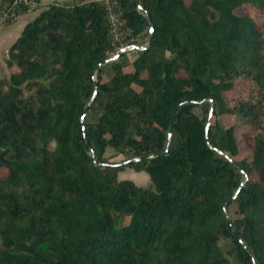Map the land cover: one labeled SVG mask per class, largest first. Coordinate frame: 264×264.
<instances>
[{
  "label": "trees",
  "instance_id": "obj_1",
  "mask_svg": "<svg viewBox=\"0 0 264 264\" xmlns=\"http://www.w3.org/2000/svg\"><path fill=\"white\" fill-rule=\"evenodd\" d=\"M119 1L128 44L152 23L132 60L98 66L101 3L55 0L0 63V264H229L225 237L264 264V0ZM210 108L237 119L207 139Z\"/></svg>",
  "mask_w": 264,
  "mask_h": 264
},
{
  "label": "rangeland",
  "instance_id": "obj_2",
  "mask_svg": "<svg viewBox=\"0 0 264 264\" xmlns=\"http://www.w3.org/2000/svg\"><path fill=\"white\" fill-rule=\"evenodd\" d=\"M4 1L8 2V0H4ZM27 1H28V4L25 5L23 9L21 7L23 6L22 4L24 3H21V2L17 3L14 7L16 15H17L16 19L19 17L18 21H24L25 19H27V17L34 16L42 7H45L49 2H52L55 0H27ZM12 21H9L8 24ZM146 39L147 37L143 36V37L136 39L134 42L136 44H144ZM137 53H138V49L131 48L125 51L123 54H121L119 60L120 62H126L129 60H132L137 55ZM111 55L113 54H110L109 56ZM123 69L130 70L132 69V67L130 65H125ZM2 72L8 75L9 68L7 66L4 67ZM105 72L107 76L112 73V68L110 67V65H107ZM194 111L199 115H205L204 111L199 106H195ZM96 114L97 112L92 110V111H89L88 116L90 119H94L96 117ZM207 119H208V116H207ZM236 119H237V116L235 114L213 113L210 117L209 126L212 128L213 132L218 134L222 131L224 127H226L228 124L232 123ZM121 147H122V150L119 152H117L115 148H111V147H108L105 150V152L107 154H112L113 160H123L131 155V151L123 143L121 144ZM249 155H251V152L246 151V152L238 153L235 157L240 158V157L249 156ZM0 172H3V170H0ZM118 177L133 179L136 183L140 185H146L149 180V175L146 171L144 170L139 171L132 167H126L125 169L119 171ZM219 245L225 251V254L229 260V264H241V262L237 258V255L234 251V240L232 239V237L221 238L219 240Z\"/></svg>",
  "mask_w": 264,
  "mask_h": 264
},
{
  "label": "built area",
  "instance_id": "obj_3",
  "mask_svg": "<svg viewBox=\"0 0 264 264\" xmlns=\"http://www.w3.org/2000/svg\"><path fill=\"white\" fill-rule=\"evenodd\" d=\"M21 1L12 0V2H5L0 0V26L7 25L9 21L16 19L17 15L14 7ZM96 1L101 3L105 9L113 44L110 54H114L128 45V41L132 38V29L126 24L127 20L119 0Z\"/></svg>",
  "mask_w": 264,
  "mask_h": 264
},
{
  "label": "water",
  "instance_id": "obj_4",
  "mask_svg": "<svg viewBox=\"0 0 264 264\" xmlns=\"http://www.w3.org/2000/svg\"><path fill=\"white\" fill-rule=\"evenodd\" d=\"M146 18H147L149 26H150L146 42L144 44H136V43L128 44V45L124 46L123 48H121L119 51H117L115 54H113V55L109 56L108 58H106L105 60H103V62L98 64V66H100L101 64H105L107 62H110V61H113V60L117 59L122 53H124L125 51H127V50H129L131 48H135V49H138V50L146 49L149 46V44H150V39H151V35H152V23H151V20H150L148 15H146ZM92 99H93V96L91 97L90 102L92 101ZM87 109H88V106H85L84 111H83V113L81 115V121H82V126H83V131L84 132H85V130H84V117H85V113L87 112ZM211 115H212V108H210V111H209V114H208V119L206 120V123H205V132H206V138L207 139H208L207 133H208V129H209V123H210ZM173 121H174V115H173V117L171 119L169 131H168V141H169V139L171 137V134H172V131H173ZM214 148H216V147H214ZM166 151H167V149H165L161 153L165 154ZM242 184H243V181L238 186L236 191L231 195V197L226 201L225 207L228 204V202L230 200H232L236 196V194H237V192L240 189Z\"/></svg>",
  "mask_w": 264,
  "mask_h": 264
},
{
  "label": "crops",
  "instance_id": "obj_5",
  "mask_svg": "<svg viewBox=\"0 0 264 264\" xmlns=\"http://www.w3.org/2000/svg\"><path fill=\"white\" fill-rule=\"evenodd\" d=\"M32 17L33 16L27 17V19H25L24 21H18V17L11 23L0 26V63L3 68L6 67L5 58L7 57L10 45L17 38L24 24ZM110 75L111 74H109L108 76Z\"/></svg>",
  "mask_w": 264,
  "mask_h": 264
}]
</instances>
